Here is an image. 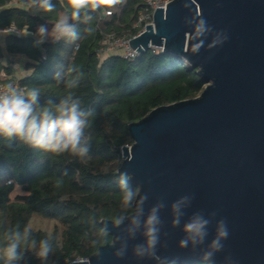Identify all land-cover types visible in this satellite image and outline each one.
Wrapping results in <instances>:
<instances>
[{
    "label": "water",
    "instance_id": "95a60500",
    "mask_svg": "<svg viewBox=\"0 0 264 264\" xmlns=\"http://www.w3.org/2000/svg\"><path fill=\"white\" fill-rule=\"evenodd\" d=\"M192 15L203 16L209 28L198 53L185 22ZM129 44L139 55L157 47L182 57L206 86L196 97L158 106L128 124L133 143L122 147L118 172L128 173L148 200L139 228L132 224L135 204L119 226L101 220L112 241L88 264H157L147 255L138 258L133 248L145 244L144 221L159 202L160 257L204 261L223 221L229 232L224 248L206 262L264 264V0H170ZM181 197L188 199L175 226L172 204ZM197 214L209 222L204 243L180 248L183 226ZM121 248L124 256L117 258Z\"/></svg>",
    "mask_w": 264,
    "mask_h": 264
},
{
    "label": "trees",
    "instance_id": "16d2710c",
    "mask_svg": "<svg viewBox=\"0 0 264 264\" xmlns=\"http://www.w3.org/2000/svg\"><path fill=\"white\" fill-rule=\"evenodd\" d=\"M11 2L0 0V28L14 22L31 35L8 34L5 49L10 56L25 58L24 68L30 72L24 78L0 77V83L16 85L24 92L38 88L41 105L49 100L59 103L69 89L57 84L55 74L75 66L84 75L79 87L71 91L82 100L83 107L94 109L95 115L89 118L90 126L85 130L91 144L85 158L57 155L0 136V241L7 229L17 227L21 231L29 229L37 243L51 235L54 247L47 264H68L77 258H89L99 246L112 241L110 233L105 237L101 231L102 219L127 217L134 212V208L122 205L118 184L122 147L133 143L128 124L158 106L198 96L206 82L182 57L161 50L150 49L134 60L118 52L99 54L109 35L124 37L138 31L134 24L139 13H151L145 0H123L114 7L101 4L90 12L88 23L83 22V15L81 22L74 21L78 24V40L48 38L39 46L35 43L37 28L52 27L65 9L70 13L68 0L63 5L53 0L56 7L50 13L29 8V0ZM106 8L113 14L106 15ZM88 28L91 32L86 31ZM6 73L15 74L11 64ZM17 186L25 194L13 199ZM37 220L46 226L34 227ZM35 251L28 249L21 264H41Z\"/></svg>",
    "mask_w": 264,
    "mask_h": 264
},
{
    "label": "clouds",
    "instance_id": "9594fccd",
    "mask_svg": "<svg viewBox=\"0 0 264 264\" xmlns=\"http://www.w3.org/2000/svg\"><path fill=\"white\" fill-rule=\"evenodd\" d=\"M58 2L64 4V0H58ZM121 3L123 0H99V3L96 0H68L71 7L70 13L65 9V13L53 24L51 31L46 25H40L35 33L38 37L35 43L39 46L49 37L55 41L78 40L80 34L78 24L75 22H81L82 15L83 22L88 23L92 19L90 12L98 10L101 4L114 7ZM55 7L53 0H29V8L40 12L50 13L55 10ZM185 7H189V4L186 3ZM185 22L190 24L193 30L191 35L192 51L198 53L200 48L204 47L209 31L207 21L203 16L192 15L186 18ZM86 31L91 32V28ZM23 34L31 35L27 29ZM83 75V72L75 66L68 67L63 74L57 72L54 77L57 84L63 83L69 91L59 103L49 100L44 105L40 104L41 93L38 88L33 87L24 92L18 91L12 84H8L7 91L0 93V136L8 140L16 139L33 148L57 155L69 153L79 158L87 157L91 144L86 138L85 130L90 126L89 118L93 117L95 112L94 109L83 107L82 100L71 91L79 87ZM129 180L128 173L120 174L118 184L122 193L121 203L128 209H133V205H136V214L132 217V224L139 228L140 216L143 215V205L148 200V194H141L140 186L130 185ZM60 183L61 181H58L57 186ZM187 199V197H181L180 200L172 204L173 225L175 226L180 224L182 215L180 206ZM163 207V202H159L149 210L144 221L145 244L135 245L133 254L138 258H143L145 255L150 256L157 261V264H178L175 259L169 261L166 257H160L156 252L160 240V225L162 224L158 212ZM125 219L127 217L124 215L116 216L113 218V224L119 226ZM208 223L200 215H195L184 224L185 235L178 242V246L187 248L189 244L194 247L203 244L207 236L206 226ZM101 231L105 237L109 235L107 225ZM228 235L227 227L222 221L216 237L211 241L208 249L203 252L202 259L210 261L215 253L222 251L224 248L222 241L226 240ZM53 247L51 235L45 236L37 243L29 229L25 228L21 231L18 227L9 228L3 233L2 241H0V260L3 261V264H21L25 252L28 249H35L36 258L41 264H47ZM114 255L117 258H123L124 249L117 250ZM80 264H88L87 259L82 258Z\"/></svg>",
    "mask_w": 264,
    "mask_h": 264
},
{
    "label": "built area",
    "instance_id": "2783aa9c",
    "mask_svg": "<svg viewBox=\"0 0 264 264\" xmlns=\"http://www.w3.org/2000/svg\"><path fill=\"white\" fill-rule=\"evenodd\" d=\"M12 2L16 3L17 0H12ZM169 2L170 0H145L147 10H151V13H146V12L139 13L138 19L134 24V27L137 28L138 31L132 35H127L124 37H116L114 35H109L108 37L105 38L103 45L99 49V54L105 55L106 53H109V52H118L121 54V56L127 59L134 60L135 58H137L139 56V53L134 51L131 48L129 41L141 35L146 30V26H148L149 24H152L153 12L155 9H157V7H166V3H169ZM104 12L108 16L113 14L112 9L106 8ZM0 34L21 35L23 34V31L19 29L16 26V24L13 22L7 27H1ZM151 49L160 50L157 47H152ZM13 86L17 89L16 85H13ZM6 91H7V85L0 83V93L6 92ZM74 261L79 262L81 261V258H77Z\"/></svg>",
    "mask_w": 264,
    "mask_h": 264
},
{
    "label": "crops",
    "instance_id": "0c3cea01",
    "mask_svg": "<svg viewBox=\"0 0 264 264\" xmlns=\"http://www.w3.org/2000/svg\"><path fill=\"white\" fill-rule=\"evenodd\" d=\"M13 3V2H11ZM24 4H21L23 6ZM52 27H49V31H51ZM24 32V31H23ZM8 34L3 35L0 34V77L11 79V78H24L30 71L25 70V62L27 61L25 58L19 56V57H13L7 54L5 46H6V37ZM51 38V37H49ZM11 64L13 68L15 69V74H7L6 68L8 65Z\"/></svg>",
    "mask_w": 264,
    "mask_h": 264
},
{
    "label": "rangeland",
    "instance_id": "374dc122",
    "mask_svg": "<svg viewBox=\"0 0 264 264\" xmlns=\"http://www.w3.org/2000/svg\"><path fill=\"white\" fill-rule=\"evenodd\" d=\"M22 194H25V192L21 189L20 186H17L15 191L12 193V198L14 199L17 195H22ZM33 226L34 227H42V226H46V223H42V226H41V222L37 220V221H35V223H33ZM49 227L50 226L48 224L47 228H49ZM49 229H51V227Z\"/></svg>",
    "mask_w": 264,
    "mask_h": 264
}]
</instances>
